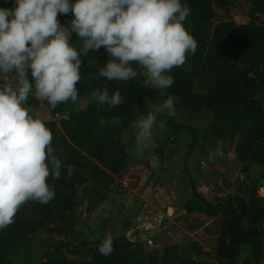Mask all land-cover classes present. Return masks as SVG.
<instances>
[{
  "label": "rangeland",
  "instance_id": "374dc122",
  "mask_svg": "<svg viewBox=\"0 0 264 264\" xmlns=\"http://www.w3.org/2000/svg\"><path fill=\"white\" fill-rule=\"evenodd\" d=\"M193 1L182 3L191 9L187 30L192 34L199 26L197 60L189 54L176 69L187 74L184 88L194 96L237 109L175 106L176 115L158 117L164 129L157 126L152 142L138 151L132 125L161 105L168 91L153 89L138 75L137 101L144 111L132 110L128 82L97 75L108 59L104 47L89 50L82 61L94 78L80 69L79 101L86 98L78 85L89 92L107 88L109 95L118 90L124 97L116 108L101 107L105 120H119L123 128L124 153H116L122 168L112 170L91 153V135L106 124L85 116L90 103L82 108L68 101L50 109L30 96L28 106L53 134L62 175L49 177L52 201L25 203L14 223L0 230V264H264V15L254 6L264 9V0H210L197 24ZM12 6L0 0V7ZM71 18L58 15L65 27ZM72 40L81 46L74 34ZM218 144L222 155L210 160ZM90 167L101 175L94 177ZM107 234L114 251L104 256L98 248Z\"/></svg>",
  "mask_w": 264,
  "mask_h": 264
},
{
  "label": "clouds",
  "instance_id": "9594fccd",
  "mask_svg": "<svg viewBox=\"0 0 264 264\" xmlns=\"http://www.w3.org/2000/svg\"><path fill=\"white\" fill-rule=\"evenodd\" d=\"M8 0H5L7 3ZM0 7V230L14 223L22 205L47 204L55 198L49 183L62 175V159L53 147V134L45 121L33 114L29 97L47 101L50 109L71 101L109 109L124 103L117 90L97 89L79 101L76 84L82 80V57L102 46L108 56L97 75L107 80L129 81L143 75L148 86L165 90L174 84L171 70L184 65L197 51V40L187 30L191 9L182 0H12ZM71 13L70 26L58 15ZM73 34L81 46L74 45ZM135 65V67H134ZM137 69L142 72L138 73ZM179 97L169 95L132 127L138 151L151 142L158 117L176 115ZM116 126L100 119L101 126ZM222 155L218 144L209 159ZM68 175L74 165L67 166ZM107 234L99 245L101 255L114 251Z\"/></svg>",
  "mask_w": 264,
  "mask_h": 264
},
{
  "label": "trees",
  "instance_id": "16d2710c",
  "mask_svg": "<svg viewBox=\"0 0 264 264\" xmlns=\"http://www.w3.org/2000/svg\"><path fill=\"white\" fill-rule=\"evenodd\" d=\"M210 0H194L193 1V12L195 14V24L199 21V17L203 14V5H206L207 2ZM246 2H251L254 3V0H244ZM12 2V0H11ZM13 4V3H12ZM254 6L256 10L259 13H262L264 15V9L260 7L259 5L254 3ZM198 29L199 26L196 25L195 30L192 32V35L194 38L198 41L200 40L199 34H198ZM195 59L197 60V55L195 53ZM81 69L84 71V73L88 76H91L94 78V72L82 61V66ZM171 75L174 77V84L167 88L166 90L168 91V95L171 96H176L179 97V102L175 104V106L179 109L182 110H194V109H210L212 111L218 112V113H227L232 110L237 109L234 107V105L229 106L228 103H222L217 101L216 99L207 96V95H198L194 96L191 94L188 90L184 88V84H187L188 77L187 74L181 70V69H174ZM112 83H117L120 81L117 80H111ZM131 90V98L129 100V107L132 110H137L139 112L144 111V105L142 103H139L137 101L138 96L140 95V88L137 86L138 79H132L127 81ZM80 84V83H78ZM80 86V93L85 96L87 99L91 92L83 86V85H78ZM97 89H100V87H96ZM96 89V90H97ZM101 107L98 106L95 103H90L88 109L84 112L85 116L90 118V119H95V118H107V116L101 112ZM258 109V108H257ZM127 119H130V115L126 114ZM123 123V121H121ZM125 124V123H123ZM122 126L119 124L116 126H110L109 124H106L103 126V129L97 132V129L94 130L96 131L95 135H91L92 138L90 139V143L94 144L93 147H91V153L106 166L110 167L112 170H115V168H122V160L119 158V156L116 155V153L122 154L124 153V147L120 143L119 139V133L122 130ZM91 174L94 177L100 176V172L98 170L94 169L93 167H90ZM119 173V172H118ZM79 177V175L76 176V178ZM211 210H208V213H212L215 211L214 208L210 206ZM256 223H253L252 225L255 226ZM107 261V260H106Z\"/></svg>",
  "mask_w": 264,
  "mask_h": 264
},
{
  "label": "water",
  "instance_id": "95a60500",
  "mask_svg": "<svg viewBox=\"0 0 264 264\" xmlns=\"http://www.w3.org/2000/svg\"><path fill=\"white\" fill-rule=\"evenodd\" d=\"M139 73V72H138Z\"/></svg>",
  "mask_w": 264,
  "mask_h": 264
}]
</instances>
